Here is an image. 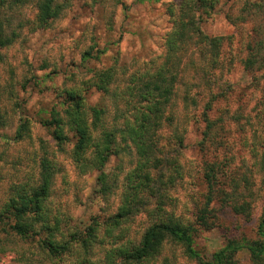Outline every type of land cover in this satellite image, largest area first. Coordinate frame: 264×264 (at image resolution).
Wrapping results in <instances>:
<instances>
[{
  "label": "rangeland",
  "instance_id": "374dc122",
  "mask_svg": "<svg viewBox=\"0 0 264 264\" xmlns=\"http://www.w3.org/2000/svg\"><path fill=\"white\" fill-rule=\"evenodd\" d=\"M182 1L56 0L62 11L40 28L36 0H0L1 36L11 41L0 46V212L16 186L37 183L42 158L54 169L35 232L17 235L12 220L0 215V264L118 262L116 252L137 246L144 230L157 221L156 200L148 199L146 207L113 223L126 178L138 162L129 139L101 170L87 164L78 168L71 158L68 118L63 123L69 139L61 147L41 122L52 111L64 118V92L81 94L84 109L99 104L107 118L119 119L127 86L163 64L168 52L163 38ZM195 16L203 35L222 38L218 55L191 35L166 120L153 139L158 140L163 209L182 224H194V250L207 261L228 240L243 244L258 238L264 210V66L259 63L261 56L264 62V0H218L212 11ZM256 50L261 51L258 63L246 70L243 62ZM87 51L92 57L84 59ZM107 71L112 78L105 95L93 84L98 73ZM22 125L25 129L16 136ZM212 163L224 164L217 186L230 197L224 201L216 195L208 205L211 227H197L196 215L207 198L203 171ZM100 173L113 185L110 192L101 190ZM236 202L247 203L248 212L235 213ZM48 240L64 246L63 251L50 253L43 244ZM236 261L253 264L245 249ZM138 264L199 263L181 244L166 241Z\"/></svg>",
  "mask_w": 264,
  "mask_h": 264
},
{
  "label": "trees",
  "instance_id": "16d2710c",
  "mask_svg": "<svg viewBox=\"0 0 264 264\" xmlns=\"http://www.w3.org/2000/svg\"><path fill=\"white\" fill-rule=\"evenodd\" d=\"M217 1H182L180 14L174 20V26L163 38V45L164 47L166 45L168 49L163 64L154 72L142 74L127 86L123 104L116 113L119 119L107 118L106 109L99 104L84 109V97L81 94L64 92L60 102L63 106L64 118L58 112L52 111L51 118L41 122L48 129L54 144L61 147L69 139L66 133L68 128L65 129L63 123V120L68 118V127L73 132L74 138L71 158L78 168L85 167L87 164L91 169L101 170L109 157L120 153L119 144L122 141L129 139L135 146L138 162L126 178L122 206L113 217V223L118 224L121 219L146 207L149 203L148 199L156 200L154 211L158 213L157 221L144 230L137 246L120 249L116 252L120 258L118 262L111 261L109 264H138L156 254L166 241L181 244L186 254L199 264H238L236 255L243 249L247 250L253 264H264V210L257 224V239L243 244L228 240L211 256L210 260L206 261L199 257L193 247V234L197 229L194 224H182L172 214L165 213L163 209L162 187L164 184L161 181V170L155 154L158 140L153 138L166 120L165 108L167 105L169 107L174 97L179 61L185 44L191 40V35H196L199 42H206L207 46L212 48L211 51L218 55L217 51L220 49L222 38L203 35L199 29V16H195V12L206 14L212 11ZM62 9L63 5L56 3V0H36V25L40 28L48 27L59 16ZM10 42V39L2 37L0 32V46H6ZM260 52L250 53L244 60L243 65L246 70L252 69L258 63L256 57H259ZM90 57L92 54L89 51L83 54L84 59ZM260 60L259 63L263 67L262 56ZM97 75L98 79L94 82L93 88L106 95L112 73L107 71ZM24 129V125L20 126L16 136H19ZM224 167L222 163H212L204 168L203 179L207 185V198L205 207L196 215L197 227H211L212 223L209 220L213 216H211V210H208V205L216 195L224 201L230 197L217 186L221 184L218 176L224 177ZM53 174L54 169L50 160L42 158L39 162L37 183L16 186L15 194L10 197L4 210H1L0 215L4 214L6 216L4 218L12 220L11 229L17 235L25 237L35 232V223L42 222L43 202L49 195ZM98 180L101 190L110 192L113 185L107 182V176L100 173ZM248 207L247 203L236 202L233 211L245 214L248 212ZM43 244L52 254H57L64 249V246L57 245L53 240Z\"/></svg>",
  "mask_w": 264,
  "mask_h": 264
}]
</instances>
